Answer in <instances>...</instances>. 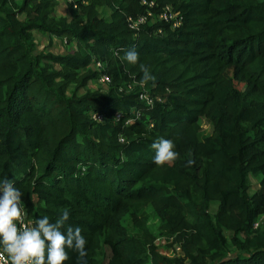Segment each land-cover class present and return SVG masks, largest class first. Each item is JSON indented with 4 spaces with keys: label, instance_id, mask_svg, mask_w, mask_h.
Here are the masks:
<instances>
[{
    "label": "trees",
    "instance_id": "1",
    "mask_svg": "<svg viewBox=\"0 0 264 264\" xmlns=\"http://www.w3.org/2000/svg\"><path fill=\"white\" fill-rule=\"evenodd\" d=\"M144 1L72 0L61 14L56 0H0V180L24 193L31 226L67 208L88 264H264V0ZM165 6L176 26L157 17ZM34 33L48 36L39 50ZM52 36L72 48L47 49ZM131 49L137 65L121 61ZM140 64L154 82L141 86ZM100 74L105 88H90ZM159 138L178 153L160 167Z\"/></svg>",
    "mask_w": 264,
    "mask_h": 264
},
{
    "label": "clouds",
    "instance_id": "2",
    "mask_svg": "<svg viewBox=\"0 0 264 264\" xmlns=\"http://www.w3.org/2000/svg\"><path fill=\"white\" fill-rule=\"evenodd\" d=\"M121 61L127 65H137L139 54L134 49L126 50ZM139 68L142 72L141 86L155 81L156 77L149 67L140 64ZM150 147L155 150L153 163L158 167L171 164L178 158L169 139L159 138ZM194 163L193 159L187 160V166ZM23 195L10 180H0V261L3 264H64L71 250L78 254L77 264H88L87 241L80 227L67 224V208L54 222L45 215L35 220L31 227L18 228L17 222H22Z\"/></svg>",
    "mask_w": 264,
    "mask_h": 264
},
{
    "label": "rangeland",
    "instance_id": "3",
    "mask_svg": "<svg viewBox=\"0 0 264 264\" xmlns=\"http://www.w3.org/2000/svg\"><path fill=\"white\" fill-rule=\"evenodd\" d=\"M19 2V0H15ZM57 5H56V12L61 13V14H68L67 11V2L68 0H56ZM99 11L102 16H107L109 13V9L106 7H100ZM47 35L46 34H40V33H34V39H35V50H39L42 46L47 44ZM51 45L47 47V49H50L53 52H66L72 48V43L67 42L64 38L62 37H51ZM88 86L90 88H105V83L99 81L98 79H93L89 82ZM240 86V85H237ZM71 87V85H69ZM81 89H78L77 92H81ZM198 123L200 126V136L206 135L210 133L213 129L212 121L210 119L209 115H203L200 116L198 119ZM257 177H248V191H252L257 187ZM162 206L159 205H149L147 207L148 211V222H147V227L151 231L152 234L157 235V230H158V222L160 218V209ZM215 207V202L211 201L209 202L207 208L208 211L211 213ZM120 222L125 226V228L129 229V225L126 219L125 215H120ZM256 221V227H264V214H259L257 218L255 219ZM138 236V235H137ZM155 242L157 245H160V238L155 237ZM159 249H161L160 246H158ZM229 252H233L232 249L228 250Z\"/></svg>",
    "mask_w": 264,
    "mask_h": 264
},
{
    "label": "built area",
    "instance_id": "4",
    "mask_svg": "<svg viewBox=\"0 0 264 264\" xmlns=\"http://www.w3.org/2000/svg\"><path fill=\"white\" fill-rule=\"evenodd\" d=\"M68 1H72V0H68ZM142 2H145V1L142 0ZM150 3L151 1L147 2V4H150ZM152 14L153 13L150 10H147L146 15L152 16ZM146 15H141L137 17L135 20H131L130 26L136 27L139 22H142L146 19ZM157 17L164 21H170L171 26H176L179 23V16L172 13L168 6H165L163 10L157 14ZM93 66L98 68L101 65L98 61H95ZM97 79L105 84L109 80L107 75L105 74H100ZM90 116L95 120H101V115L99 113L91 112ZM17 224H18V228H21V229H23L24 227H31V220L25 213L24 208H23L22 222H17ZM255 225H256V221L253 223V226ZM0 264H3V262L0 261Z\"/></svg>",
    "mask_w": 264,
    "mask_h": 264
}]
</instances>
